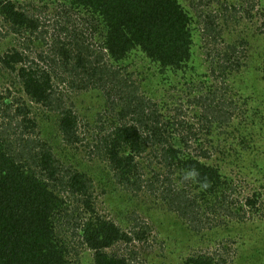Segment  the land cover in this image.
I'll return each mask as SVG.
<instances>
[{"label": "trees", "instance_id": "obj_1", "mask_svg": "<svg viewBox=\"0 0 264 264\" xmlns=\"http://www.w3.org/2000/svg\"><path fill=\"white\" fill-rule=\"evenodd\" d=\"M57 1L62 6L59 34L63 32L64 37L48 43L49 47L37 55L41 61L29 59L23 49L22 52L16 47L0 55V72L10 75L9 85L13 87L0 85V264H74L70 256L79 254L77 247L92 252V264H138L134 250L122 249L120 244L143 241L152 228L139 221L135 210V215L131 211L132 227L96 213L92 178L64 164L53 145L43 134L39 136L36 107L46 114H56V133L64 144L73 145L80 139L78 114L55 94L56 80L76 92H101L117 117L100 137L96 149L114 181L134 194L143 186L154 193L167 183L170 186L160 190V197L192 226H201L204 217L198 212V201L189 200L187 190L171 192L175 177H179L174 173L184 177L196 169L199 175L189 180L201 190L198 192L202 200L220 192L219 200L223 202L227 182L216 167L188 150L191 127L184 128L185 136L177 137L180 126L176 129L171 119H163L153 98L140 92V84L133 79L138 70L127 71L129 66L125 65L130 55L137 53L156 67L157 75L185 69L195 56L194 16L179 0ZM201 6L199 3L196 7L200 23L205 21L201 34L209 35L212 29L208 24L213 19ZM253 7L252 2L248 8ZM28 12L16 0H0V23L6 25V32L18 38L29 34L23 46L32 42L29 36L36 32L37 38L44 41L38 17ZM88 38L97 41L98 50ZM226 59L233 68L231 58ZM209 68V73L218 77L224 76L227 65L211 63ZM196 85L202 90L199 83ZM209 96L203 106L204 118L227 121L231 102L216 90ZM145 154L154 155L146 161L148 173L152 172L150 178L143 177ZM204 182L207 188L201 187ZM185 185L190 184L185 181ZM246 203L252 205L253 200L246 199ZM116 246L117 251L112 249ZM184 264L218 261L203 253L187 257Z\"/></svg>", "mask_w": 264, "mask_h": 264}, {"label": "rangeland", "instance_id": "obj_2", "mask_svg": "<svg viewBox=\"0 0 264 264\" xmlns=\"http://www.w3.org/2000/svg\"><path fill=\"white\" fill-rule=\"evenodd\" d=\"M179 1L194 16L195 56L189 66L179 72L167 71L158 76L156 67L142 60L137 53L131 54L125 65L129 66L127 71L138 70V74L132 75L133 79L140 84V92L153 98L163 119H171L176 129L180 126L181 132L175 133L177 137L185 136L184 128L191 127L188 150L216 167L227 182L223 202L219 200L220 192L207 195L202 200L198 192L201 190L178 172L174 173V177H179H175L176 185L171 192L184 189L189 200L198 201V212L204 217L201 226H192L177 210L169 208L166 199L160 197V190L170 186L167 183L154 193L143 186L138 194H134L114 181L107 163L98 158L96 149L100 137L106 134L111 128L110 123L117 117V112L112 110L101 92H76L56 80L55 94L78 114L77 135L80 139L73 145L64 144L56 133V114L52 111L46 114L37 106L39 136L43 134L42 137L53 145L64 164L92 178L96 213L117 219L124 227H132L131 211L135 210L139 221L152 228L145 240L120 244L122 249L134 250L138 264H184L187 257L203 253L213 255L218 264H264V0ZM16 2L38 17V30L44 41L37 38L36 32L29 36L32 42L28 41L23 46V40L29 34L18 38L17 34L6 32V25L0 23V33L4 34L0 36V55L16 47L22 52L24 50L29 59L41 61L37 60V55L49 47L48 43L56 37H64L63 32L59 34L61 1ZM252 2L254 7L249 9ZM199 3L209 19H213V23L208 24L212 29L209 35L201 34L205 21L200 23L198 18L199 9L196 7ZM241 39L245 43H239ZM89 40L98 50L97 41L94 38ZM228 57L235 64L233 68L228 66ZM211 63L227 65L224 76L210 74ZM9 76L7 72H0V85L12 89ZM138 78L142 80L139 82ZM197 83L202 90L196 89ZM215 90L222 93L228 103L231 102L227 121H207L204 118L203 106ZM152 157L153 154L143 155L147 167L143 170L144 178L151 177L146 161ZM185 181L190 185L186 186ZM249 198L253 200L252 205L246 203ZM77 248L79 254L74 258L70 256L71 261L74 264H92V252L85 247ZM112 249L117 251L118 247Z\"/></svg>", "mask_w": 264, "mask_h": 264}, {"label": "clouds", "instance_id": "obj_3", "mask_svg": "<svg viewBox=\"0 0 264 264\" xmlns=\"http://www.w3.org/2000/svg\"><path fill=\"white\" fill-rule=\"evenodd\" d=\"M199 175L198 171L196 169H192L190 170L189 172H187L184 176V179L187 180V179H190V178H194V177H197ZM209 185L207 182H204L201 187L202 188H207Z\"/></svg>", "mask_w": 264, "mask_h": 264}]
</instances>
